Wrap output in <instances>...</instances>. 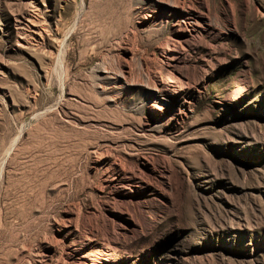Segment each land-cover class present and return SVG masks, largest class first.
Instances as JSON below:
<instances>
[{
  "label": "rangeland",
  "instance_id": "1",
  "mask_svg": "<svg viewBox=\"0 0 264 264\" xmlns=\"http://www.w3.org/2000/svg\"><path fill=\"white\" fill-rule=\"evenodd\" d=\"M0 264H264V0H0Z\"/></svg>",
  "mask_w": 264,
  "mask_h": 264
},
{
  "label": "bare ground",
  "instance_id": "2",
  "mask_svg": "<svg viewBox=\"0 0 264 264\" xmlns=\"http://www.w3.org/2000/svg\"><path fill=\"white\" fill-rule=\"evenodd\" d=\"M27 21H28V23L31 24L32 26H35V25H36V24H35V20H34V18H32V17H30V16L27 17ZM30 30H31L33 33H37V32H38V29L29 26V31H30ZM156 201H157V203H162V201H161L160 199L155 200V202H156ZM87 262H88V261H87Z\"/></svg>",
  "mask_w": 264,
  "mask_h": 264
}]
</instances>
